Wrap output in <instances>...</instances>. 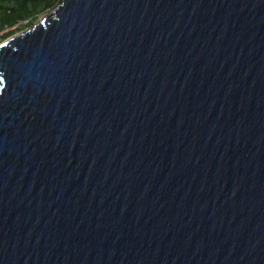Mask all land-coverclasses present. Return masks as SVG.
<instances>
[{
    "label": "water",
    "instance_id": "1",
    "mask_svg": "<svg viewBox=\"0 0 264 264\" xmlns=\"http://www.w3.org/2000/svg\"><path fill=\"white\" fill-rule=\"evenodd\" d=\"M0 264H264V0H61L0 42Z\"/></svg>",
    "mask_w": 264,
    "mask_h": 264
},
{
    "label": "trees",
    "instance_id": "2",
    "mask_svg": "<svg viewBox=\"0 0 264 264\" xmlns=\"http://www.w3.org/2000/svg\"><path fill=\"white\" fill-rule=\"evenodd\" d=\"M61 0H0V42L31 27L41 14L53 10Z\"/></svg>",
    "mask_w": 264,
    "mask_h": 264
},
{
    "label": "rangeland",
    "instance_id": "3",
    "mask_svg": "<svg viewBox=\"0 0 264 264\" xmlns=\"http://www.w3.org/2000/svg\"><path fill=\"white\" fill-rule=\"evenodd\" d=\"M51 11H52V10H49V11H47V12H45V13H49V12H51ZM45 13L41 14L39 18H41ZM39 18H38V19H39ZM38 19H37V20H38Z\"/></svg>",
    "mask_w": 264,
    "mask_h": 264
}]
</instances>
